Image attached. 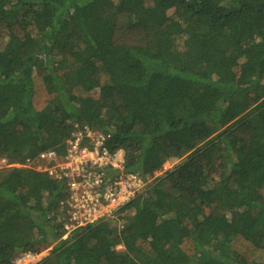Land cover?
I'll use <instances>...</instances> for the list:
<instances>
[{"label":"trees","instance_id":"obj_1","mask_svg":"<svg viewBox=\"0 0 264 264\" xmlns=\"http://www.w3.org/2000/svg\"><path fill=\"white\" fill-rule=\"evenodd\" d=\"M75 126L153 181L62 240L65 183L0 168V264H264V0H0V162Z\"/></svg>","mask_w":264,"mask_h":264},{"label":"built area","instance_id":"obj_2","mask_svg":"<svg viewBox=\"0 0 264 264\" xmlns=\"http://www.w3.org/2000/svg\"><path fill=\"white\" fill-rule=\"evenodd\" d=\"M107 138L86 126H75L71 140L66 143V154L58 156L55 151H45L35 159L26 160L22 166L47 173L54 181L65 183L67 196L61 209L66 237L80 227L110 217L142 193L150 182L149 178L123 173L124 152L109 153L104 145ZM109 168L120 171V176L108 179L112 175L106 170ZM154 177H159L158 171ZM30 258H33L31 254L22 255L16 264Z\"/></svg>","mask_w":264,"mask_h":264},{"label":"rangeland","instance_id":"obj_3","mask_svg":"<svg viewBox=\"0 0 264 264\" xmlns=\"http://www.w3.org/2000/svg\"><path fill=\"white\" fill-rule=\"evenodd\" d=\"M179 163H180V160H177V159H172V160L167 161L164 164V167H161V169L158 171L159 172V176L160 175H163L165 172L172 171ZM8 167L24 168V167H22L20 165H13V166L7 165L6 161L1 160V162H0V168H8ZM150 179H151L150 180V183H151L153 181V178H150ZM67 235H64L61 239L62 240H67L68 237H69V236L66 237ZM51 248H52V246H50V247H48L46 249H44L42 247L41 250H40V252L37 254L36 259H33L34 257L33 258H30V259H27L22 264H37L39 261H41L43 258H45L47 256V254L51 250ZM117 249L119 251H123L124 248L122 246H120Z\"/></svg>","mask_w":264,"mask_h":264},{"label":"clouds","instance_id":"obj_4","mask_svg":"<svg viewBox=\"0 0 264 264\" xmlns=\"http://www.w3.org/2000/svg\"><path fill=\"white\" fill-rule=\"evenodd\" d=\"M34 258L33 259H36V257H37V255L35 256V255H32ZM40 262V261H39Z\"/></svg>","mask_w":264,"mask_h":264}]
</instances>
